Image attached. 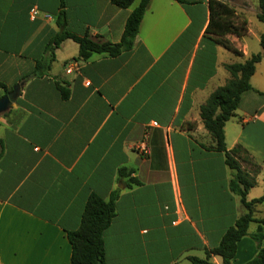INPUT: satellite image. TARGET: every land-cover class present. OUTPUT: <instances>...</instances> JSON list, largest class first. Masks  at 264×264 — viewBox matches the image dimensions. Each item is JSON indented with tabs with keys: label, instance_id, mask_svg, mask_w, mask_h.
I'll use <instances>...</instances> for the list:
<instances>
[{
	"label": "crops",
	"instance_id": "obj_1",
	"mask_svg": "<svg viewBox=\"0 0 264 264\" xmlns=\"http://www.w3.org/2000/svg\"><path fill=\"white\" fill-rule=\"evenodd\" d=\"M134 1L122 9L111 0H0V100L20 85L0 116V264H70L66 234L91 195L115 196L104 264H221L206 254L245 211L200 107L263 32L250 29L248 3L215 0L246 20L244 35L221 39L235 56L206 33L210 0H150L130 50L80 60L66 39L49 62L60 15L69 33L117 44ZM250 85L224 125L227 151L239 146L250 158L239 160L255 179L247 201L264 174V58ZM250 225L232 264L256 256Z\"/></svg>",
	"mask_w": 264,
	"mask_h": 264
},
{
	"label": "trees",
	"instance_id": "obj_2",
	"mask_svg": "<svg viewBox=\"0 0 264 264\" xmlns=\"http://www.w3.org/2000/svg\"><path fill=\"white\" fill-rule=\"evenodd\" d=\"M134 0H111L118 8H129ZM150 0H140L138 6L129 14L120 41L117 44L100 43L93 41L87 34L76 36L64 30L63 17L57 18V26L60 32L53 38L47 51L49 62L54 59V51L59 44L71 39L79 46L80 60H86L92 54H107L111 57L117 56L132 48L138 34L140 23L148 8ZM259 13L256 15L258 21L264 24V0H258ZM246 32V20L235 14V11L228 5L210 0L209 24L206 33L217 37V42L235 56L241 53L236 50L228 41L221 40L226 35L240 37ZM262 53L251 55L243 63L227 65L225 68L230 74V79L221 87H218L200 107V118L205 130L210 134L215 144V150L224 156L225 164L232 172L229 182L230 191L239 197V202L244 209V214L235 222L234 226L228 229L223 235L219 245L207 252L206 256H218L221 264H232L236 253L237 243L247 236V229L251 223L257 224L256 231L250 235L254 241L257 253L256 256L246 264H264V218L256 220L253 217L256 206L264 203V194L251 201L246 200L248 191L254 186V176L249 175L241 169L239 160L247 158L246 151L241 147H235L227 151L224 141V125L234 116L238 108L241 96L253 91L250 85V78L254 74L255 65L264 58V34L260 37ZM39 63L36 70L39 69ZM256 92V91H255ZM62 98L67 97V92L60 91ZM263 96V95H262ZM244 155L243 158L241 156ZM125 171L120 176H127ZM133 182V181H132ZM105 202L102 198L91 195L84 206L78 228L66 234L71 247L70 264H104L103 234L114 217V198ZM192 264H211L208 259L200 260L190 258Z\"/></svg>",
	"mask_w": 264,
	"mask_h": 264
},
{
	"label": "rangeland",
	"instance_id": "obj_3",
	"mask_svg": "<svg viewBox=\"0 0 264 264\" xmlns=\"http://www.w3.org/2000/svg\"><path fill=\"white\" fill-rule=\"evenodd\" d=\"M139 1L140 0H135L133 7L137 6ZM254 1H255V6H256L255 11L252 9V6L250 7L251 0H226V2H231L232 5H234V6H240L242 4L247 5V3H248V12L246 14V18L248 20L250 29L252 31H254L255 33L262 31L264 34V24L261 23L260 21H258L256 18V15L259 13L258 0H254ZM243 5H242V7H243ZM242 17H244V15ZM259 47H260V44H259L258 40L254 39L253 37L248 38V52L250 54H255V53L261 51V47L260 48ZM2 115H3V111H0V116H2ZM262 175H263L262 176L263 180L260 181V183L258 184V186H259L258 189L255 190V192H252V194L250 195L251 198H257L258 196H261V194H263V192H264V174H262ZM256 216L259 218L264 217V210H261V212H258ZM255 227H256V224H251L249 231H254Z\"/></svg>",
	"mask_w": 264,
	"mask_h": 264
},
{
	"label": "water",
	"instance_id": "obj_4",
	"mask_svg": "<svg viewBox=\"0 0 264 264\" xmlns=\"http://www.w3.org/2000/svg\"><path fill=\"white\" fill-rule=\"evenodd\" d=\"M20 92V85H16L12 88L11 92L8 93L5 99L0 100V111L5 109L6 103H14Z\"/></svg>",
	"mask_w": 264,
	"mask_h": 264
},
{
	"label": "built area",
	"instance_id": "obj_5",
	"mask_svg": "<svg viewBox=\"0 0 264 264\" xmlns=\"http://www.w3.org/2000/svg\"><path fill=\"white\" fill-rule=\"evenodd\" d=\"M37 14H38V11L36 9L30 10L31 19H34L37 16ZM154 126H156V124H154ZM141 149L144 151L143 148H141Z\"/></svg>",
	"mask_w": 264,
	"mask_h": 264
}]
</instances>
